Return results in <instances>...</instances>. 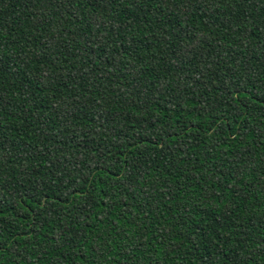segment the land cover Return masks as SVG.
Listing matches in <instances>:
<instances>
[{"label": "trees", "instance_id": "trees-1", "mask_svg": "<svg viewBox=\"0 0 264 264\" xmlns=\"http://www.w3.org/2000/svg\"><path fill=\"white\" fill-rule=\"evenodd\" d=\"M0 264H264V0H0Z\"/></svg>", "mask_w": 264, "mask_h": 264}]
</instances>
